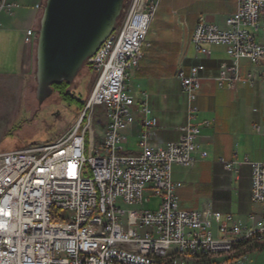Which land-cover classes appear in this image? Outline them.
Segmentation results:
<instances>
[{"label": "built area", "instance_id": "obj_1", "mask_svg": "<svg viewBox=\"0 0 264 264\" xmlns=\"http://www.w3.org/2000/svg\"><path fill=\"white\" fill-rule=\"evenodd\" d=\"M159 4L132 0L122 24L89 58L97 81L71 129L56 141L0 154V264H247V246L264 243V162L252 163V201L261 213L248 216L250 225L180 206L182 184L173 180V166L196 164L201 128L193 119L206 64L187 69L180 62L177 77L189 100L180 139L164 146L151 141L158 118L147 96L138 102L131 93L129 79L144 57ZM18 6L0 0V29ZM27 33L36 40L38 28ZM191 43L197 58L210 56L208 45L226 48L229 59L214 77L218 88L253 85L254 75H242L240 63L264 68V0H238L225 28L201 18ZM138 106L144 131L140 153L132 154L126 132ZM146 195L147 201L161 197L160 210L130 209Z\"/></svg>", "mask_w": 264, "mask_h": 264}, {"label": "crops", "instance_id": "obj_2", "mask_svg": "<svg viewBox=\"0 0 264 264\" xmlns=\"http://www.w3.org/2000/svg\"><path fill=\"white\" fill-rule=\"evenodd\" d=\"M17 1L19 6L16 14L12 17L3 16L4 26L0 33H14L17 39L24 37L25 41L19 40L14 45L18 68L14 72L0 71V77L4 78L29 75L36 61V40L27 32L30 29L37 30L42 13L37 5L44 0ZM237 2L160 0L143 47L144 57L139 68L131 72L129 88L138 102L147 96L158 118V126L151 140L153 145L164 146L178 141L182 134L180 127L189 120L188 96L177 77L180 53L184 41H189V51L181 62L187 69L203 62L207 71L195 102L198 111L193 123L201 128L197 138L198 149L194 153L196 164L193 167L180 164L173 166V180L182 184L178 190L180 206L190 211L231 214L243 225H250L252 222L248 216L261 213L260 206L252 201L251 189L252 163L264 162V68L244 59L250 64L243 67L242 60L240 73L253 74L255 83H239L233 90L218 88L214 77L219 73L221 64L229 59L226 48L208 45L206 48L210 56L197 58L196 48L191 43L201 18L225 28L226 19L236 11ZM183 22H186L188 29L182 27ZM143 131V113L138 106L134 122L126 132L129 153H140L139 137ZM225 163H233L234 167L229 170ZM263 252L264 249L259 251L260 254ZM253 255H249L250 260Z\"/></svg>", "mask_w": 264, "mask_h": 264}, {"label": "rangeland", "instance_id": "obj_3", "mask_svg": "<svg viewBox=\"0 0 264 264\" xmlns=\"http://www.w3.org/2000/svg\"><path fill=\"white\" fill-rule=\"evenodd\" d=\"M130 3L131 0L126 1V5L130 6ZM126 16L123 13L119 25L122 24ZM40 17L37 25L38 29ZM186 29H188L187 24ZM19 40L25 41V38L17 39V35L14 33H0V71L14 72L17 70L18 65L15 63L16 50L14 45ZM188 42L184 41L180 53V62L182 57L189 51ZM34 53L36 56V47L34 48ZM249 64L247 60L242 61L243 67ZM35 72L36 61L29 75L0 77V154L23 149L33 144H47L56 141L78 121L85 109V107L84 109L82 108L81 104L85 103L86 106L97 81L96 72L84 67L82 73L68 89L71 93H74L76 100L72 101V103L61 101L58 94L55 93L40 107L36 97L37 82ZM98 112L100 117H102L103 113H100L101 110H98ZM147 197L148 195L145 196L141 206L131 207L130 209L160 210L161 197L152 196L150 201L146 200ZM252 255L253 257L251 260L249 259V264H264V252L260 254L259 251H256L250 254V256Z\"/></svg>", "mask_w": 264, "mask_h": 264}, {"label": "water", "instance_id": "obj_4", "mask_svg": "<svg viewBox=\"0 0 264 264\" xmlns=\"http://www.w3.org/2000/svg\"><path fill=\"white\" fill-rule=\"evenodd\" d=\"M127 0H46L36 39V97L42 107L54 85H72L117 30Z\"/></svg>", "mask_w": 264, "mask_h": 264}, {"label": "trees", "instance_id": "obj_5", "mask_svg": "<svg viewBox=\"0 0 264 264\" xmlns=\"http://www.w3.org/2000/svg\"><path fill=\"white\" fill-rule=\"evenodd\" d=\"M132 1V0H131ZM131 4V3H130ZM130 6L127 4L126 8L124 10V16L127 15L129 12ZM125 18V17H124ZM87 67V65H86ZM71 85H69L67 82H63L61 85H54V94L57 93L60 97L61 101H65L68 103H72V101L76 100V96L74 93H71L68 89ZM82 108L84 109L85 103H82ZM264 249V243H255L247 246L246 252L247 253H254L256 251H261Z\"/></svg>", "mask_w": 264, "mask_h": 264}]
</instances>
